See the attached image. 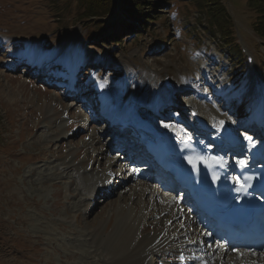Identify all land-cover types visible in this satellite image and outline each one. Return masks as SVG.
Listing matches in <instances>:
<instances>
[{
  "label": "rangeland",
  "instance_id": "374dc122",
  "mask_svg": "<svg viewBox=\"0 0 264 264\" xmlns=\"http://www.w3.org/2000/svg\"><path fill=\"white\" fill-rule=\"evenodd\" d=\"M159 1L162 7L147 26L132 32L127 25L137 20L118 5L101 18H86L77 0H0V264H110V252L130 243L134 248L159 230L180 229L182 216L170 229L165 226L169 192L156 184L144 192L140 178H130L112 153L114 129L101 133L104 123L93 121L101 109L100 79L110 78L113 88L123 85L114 108L119 97L127 101L139 87L147 105L158 95L157 108V102L168 101L161 96L184 94L190 95L187 105L220 111L235 124L263 122L264 102H257L264 99L258 93L264 90V18L257 22L264 0H222L229 20L223 16L213 30L209 6L202 1ZM237 46L241 54L231 51ZM248 53L253 62H247ZM81 57L86 62L80 66ZM23 59L32 66L9 68ZM87 62L99 63L100 71L88 69ZM66 64L85 67L81 91L74 96L60 91V78L53 87L47 84L64 74ZM49 65L46 80L45 69L36 75ZM103 148L109 150L97 156ZM88 166L109 178L105 189L92 194L93 179L78 177L79 167ZM108 187L115 191L105 195ZM183 212L193 222L184 230L197 231L189 239L201 238L196 217ZM203 243L205 257L215 261L221 248ZM228 250L231 258L223 251L220 262L244 261L236 249ZM175 252L151 254L149 264H180Z\"/></svg>",
  "mask_w": 264,
  "mask_h": 264
},
{
  "label": "bare ground",
  "instance_id": "6f19581e",
  "mask_svg": "<svg viewBox=\"0 0 264 264\" xmlns=\"http://www.w3.org/2000/svg\"><path fill=\"white\" fill-rule=\"evenodd\" d=\"M249 55H250V53H249ZM104 86H105V83H104ZM122 86L123 85H120V87H115V88H113L111 86H108V87L106 86L107 89L105 91V93H106L105 95L107 98L105 101V105H106V107H108L107 113H105V115H109L108 112L110 111V116H113L117 120L122 118L120 116H122L123 110H125L126 106L128 107L132 104L137 105L139 102L142 101V98H143V96L141 95V89L139 87H136L134 89V91L131 93V95L127 101H125L124 99H121L119 97V101L117 103V109L115 111H113V109H114V105H113L114 103L113 102L118 100L116 97H114V95H115V93H119V94L123 93ZM260 91H264V90H261V89L258 90V93H260V95L264 96V92H260ZM111 95H113V98L108 100V97H111ZM131 101H133V102H131ZM181 101H183V100H181ZM202 108L198 105L192 104V105H187V106L183 105L182 110L188 114L189 120L197 123L200 128H202L203 130H205L211 134H215V135L222 137L224 132H225V134L230 132L229 129H230L231 123L227 119V116H224V117L219 116V115H216L218 113L217 111H209V110L202 109ZM203 117H205L207 123H205V119ZM130 118H133V115H131ZM201 118H203V119H201ZM221 122H222V125L218 126ZM112 126L114 127L115 125L112 124ZM112 126H111V128H112ZM250 144H251V142H250ZM107 149L109 150V148H105V149L103 148L102 150H99L97 156H103L105 154V152L107 151ZM77 173H78V177H80L81 180H84L85 178H88V179L96 178L95 180L92 181V188H94V190H92V194H93V192L97 191L96 188H99V190H103L107 187V180L109 178L106 176V174H102V173L96 171L94 168H91L90 166L86 167L84 170H81V167H79ZM133 176L141 178L140 179V186H142L144 188V192L146 189H149L151 187V185H152L151 182L153 181V179L150 176L139 175L136 172L133 173ZM141 190H142V188H141ZM110 191H113V190L110 189ZM105 192L109 193V190L106 189ZM151 192H152V189H151ZM135 194L136 193L134 192V195ZM169 199H170L171 203H169L168 206L165 205L166 206L165 210L168 213V215L166 216V220H165V226H167L168 229H170L172 226V222L177 220L179 216H182L181 222L178 220L180 222V229L181 230L179 229L178 232H173V231L172 232H168V231L165 232V231L159 230L158 233H153L147 239L144 238L140 244H135L134 248L132 246V243H130V245H128L125 249L122 248L120 251L118 250L117 253H115L114 251H113L114 253L110 252L109 254H111V255L108 257V263H110V264H122V263L123 264H149L150 263L149 262V256L151 254H156V253L159 254V253H161V251L166 252V251H168V249L169 250L173 249V250H177L180 253H183V255L186 254L185 257L180 255L182 258L181 261L183 262V260H184V264H187V263H190V264H192V263H194V264H229L227 261L220 262V258H222L223 251L225 252V256L226 255H227V257L229 256V254H227V253H229V250H228L229 248H225L222 245H221V249H220L221 251L219 252V256L214 259L215 261H213L210 258H207L205 256H199L198 257L197 255H195L198 247L201 245V239H197L196 242H194V244H192V239H189V236L193 235L194 233H197V231H195V229L184 230V226H187L189 223L187 220H185V218L183 216V211L181 210V206H182L181 203H183V201H185L184 197L181 196V197L175 198V197L171 196V198H169ZM181 211H182V213H181ZM40 224H45V222L40 220ZM197 224H198V221H197ZM197 228H198V226H197ZM154 234H156V235H154ZM211 236L215 237V235L213 233H211ZM103 237H102L101 241L105 240V238H106V237H104V238ZM117 239H119V238L117 237ZM117 239L115 238L114 240H112V243L114 245H115V240H117ZM120 242H121V239L119 240V244H120ZM187 245H188V248H186ZM189 245H191V246H189ZM127 250H131V253H125ZM115 251H117V250H115ZM262 251L264 252V249L261 251L249 249L247 251L245 250V252H240L239 254L243 258L238 259V260L240 261V260L244 259V261L238 262V263L234 261V263H230V264H239V263L240 264H264V253ZM72 255L75 256V253ZM192 255H194L196 257H192ZM225 258H223V259L225 260ZM229 258H231V256H229Z\"/></svg>",
  "mask_w": 264,
  "mask_h": 264
},
{
  "label": "trees",
  "instance_id": "16d2710c",
  "mask_svg": "<svg viewBox=\"0 0 264 264\" xmlns=\"http://www.w3.org/2000/svg\"><path fill=\"white\" fill-rule=\"evenodd\" d=\"M80 5L82 6L83 15L86 18L91 17H97L101 18L104 15H108V13L112 12L115 5L120 6L123 8L125 14L130 15L132 18L139 21L140 23L131 22L129 25H127V28L130 27L134 29H138L139 27H146L147 23L149 21V18L153 15V13L156 12L158 8H161L160 6L162 2L160 3L159 0H77ZM205 5L209 6V14H211V28L214 29V26L220 25L219 19H224L223 16L227 17L229 20V14L225 7V5H222V0H200ZM263 1V0H262ZM211 12V13H210ZM263 16L259 15V19L257 24H262L261 20L264 18V11L262 13ZM152 18V17H151ZM220 21V22H219ZM226 21V19H225ZM126 24L124 25V27ZM225 33L229 35L230 33H227L230 29V26L227 24L225 26ZM264 35V32H260ZM232 34L228 36V43L229 45L233 44V40L230 39ZM227 39V40H228ZM121 42V40H119ZM232 52H235L236 54H241V49L239 46H237L236 50H231Z\"/></svg>",
  "mask_w": 264,
  "mask_h": 264
},
{
  "label": "snow or ice",
  "instance_id": "6c2138e0",
  "mask_svg": "<svg viewBox=\"0 0 264 264\" xmlns=\"http://www.w3.org/2000/svg\"><path fill=\"white\" fill-rule=\"evenodd\" d=\"M240 163H241V165L243 166V163H244V162H240Z\"/></svg>",
  "mask_w": 264,
  "mask_h": 264
}]
</instances>
